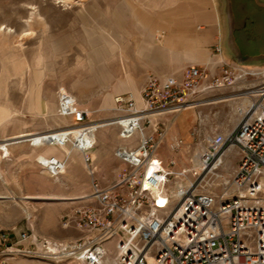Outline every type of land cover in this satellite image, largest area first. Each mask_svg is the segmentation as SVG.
Wrapping results in <instances>:
<instances>
[{
	"label": "built area",
	"instance_id": "1",
	"mask_svg": "<svg viewBox=\"0 0 264 264\" xmlns=\"http://www.w3.org/2000/svg\"><path fill=\"white\" fill-rule=\"evenodd\" d=\"M219 68L220 77L199 65H190L182 78L149 75L141 104L133 97L115 98L123 144L114 151L124 168L109 185L94 176L98 167L91 150L96 140L75 141L71 128L59 131L55 144H73L94 177L93 190L86 196L91 201L66 216L65 226H74L81 235L59 242L42 238V252L37 253L32 243L23 245L31 239L28 231L3 233L0 264L27 254L77 264H264V68ZM248 75L263 77L237 127L228 134L207 135L193 152L192 165L172 170L176 161L165 163L161 156V144L168 138L161 116L180 112L194 96ZM58 107L62 116L73 118L79 137L85 138L91 128L88 111L63 91ZM184 147L182 137H172L175 153ZM231 147L239 148V159L227 176L221 169ZM39 164L52 177L66 169V160L57 155ZM172 176L178 178L175 185H169ZM178 183L182 186L175 189ZM215 186L224 188L222 195L210 190Z\"/></svg>",
	"mask_w": 264,
	"mask_h": 264
},
{
	"label": "rangeland",
	"instance_id": "2",
	"mask_svg": "<svg viewBox=\"0 0 264 264\" xmlns=\"http://www.w3.org/2000/svg\"><path fill=\"white\" fill-rule=\"evenodd\" d=\"M179 1L75 0L74 4H68L64 0H0V109L9 112L8 118L0 123V143L14 135L62 130L73 124L71 116L64 117L59 113V91L62 88L88 111L87 121L99 123L118 117L121 112L117 109L103 106L105 97L123 95L136 100L132 91H118L115 87L120 80H128L129 75L142 93L149 76V64L155 62L159 55L165 57L169 54L162 43L165 36L163 30L169 29L170 24L178 19L176 10ZM181 3L185 1L181 0ZM201 3L204 7L211 4V0H201ZM125 5L130 7L129 12ZM83 7L94 8L100 14L94 21L108 20L123 37L122 45L103 63L96 60L98 46L91 43L85 30L88 22L79 15ZM139 22L147 29H142ZM149 30L155 31L153 43L156 55L153 54V58L140 53ZM112 32L113 29L109 27L102 30L97 28L102 39L111 37ZM57 42H65L66 47L57 50L54 46ZM121 54L123 57H120ZM103 67L114 75L113 80L106 83L97 80ZM250 69L256 68L250 66L246 70ZM217 72V77L223 75L221 69ZM262 77L243 76L232 84L225 83V86L194 96L192 100L200 104L191 110L183 109L161 116L168 125V138L160 148L165 163L175 160V166H171L175 171L188 168L192 165L193 152L201 147L207 135L228 134L235 129L243 111L248 109L254 98L251 91L256 90L254 87L259 85ZM248 92L251 94L245 95ZM177 119L184 134L179 137L185 141L186 147L175 153L171 149L173 136L170 131ZM100 130L107 132V137L95 144L96 150L104 153L97 160L99 168L94 176L97 181L109 185L124 166L115 156V151L108 154L106 149L115 147L123 140L119 136V124ZM73 147L70 143L69 150L73 151ZM44 149L45 146H34L30 141L9 146V155L0 149V194L16 197L0 199V235L8 233L15 236L28 231L31 239L23 245L32 243L37 253L42 252V238L59 242L81 235L74 226H65L66 216L72 209L91 201V197L83 200H24L22 197L89 196L94 179L90 167L77 149L73 168L52 177L36 160V155ZM238 152L239 148L236 147L227 151L222 174L229 176L237 168ZM177 179L172 176L169 185H175ZM210 190L219 195L224 192L220 186ZM10 264L77 263L27 254L12 259Z\"/></svg>",
	"mask_w": 264,
	"mask_h": 264
},
{
	"label": "crops",
	"instance_id": "3",
	"mask_svg": "<svg viewBox=\"0 0 264 264\" xmlns=\"http://www.w3.org/2000/svg\"><path fill=\"white\" fill-rule=\"evenodd\" d=\"M184 1L178 3V19L163 30L162 43L169 54L156 57L149 64L148 75L181 77L190 65L215 71L223 64L264 68V0H211L204 7L201 0ZM177 122L171 137L184 136ZM100 131L96 143L107 137V132ZM118 145L106 149L107 153H113ZM91 152L98 166L97 160L104 152L96 147Z\"/></svg>",
	"mask_w": 264,
	"mask_h": 264
},
{
	"label": "bare ground",
	"instance_id": "4",
	"mask_svg": "<svg viewBox=\"0 0 264 264\" xmlns=\"http://www.w3.org/2000/svg\"><path fill=\"white\" fill-rule=\"evenodd\" d=\"M65 3L67 2L68 4H74L75 0H64ZM126 10L129 12L130 7L128 5H125ZM79 15L85 19V21L88 22L87 26L85 27V30H87V33L89 34L91 38V43L93 45H97L98 47L96 48L95 51V58L98 61H101L103 63L104 59L108 58L109 56H112L113 53L115 52L116 49L122 45L121 43L123 42V37L119 33L118 29H116L111 22L108 20H99L98 22H95L94 20L99 16L100 14L95 11L94 8H85L83 7L81 11L79 12ZM139 25L142 27V29H147L144 24L139 22ZM107 27L113 29L112 36L111 37H103L101 38L100 35L97 33V28L106 29ZM155 37V31L149 30L148 32V38L147 41L144 42L143 48L140 51L142 55H145L146 57H151L153 58V54H155V47L153 43V39ZM101 38V39H100ZM103 40V43L99 45L100 41ZM65 42H57L54 44L56 46L57 50H62L66 46ZM157 49V48H156ZM168 53V51H166ZM156 55V54H155ZM176 57L180 56V53H174ZM120 57H123V54L120 55ZM114 79V75L107 69L102 68L100 74L97 77V80L101 81L102 83L109 82ZM116 90L118 91H132L133 96L136 98L137 102L139 104L142 103V95L141 91L138 89V86L136 84V81L134 78L129 75L128 80L122 81L120 80L116 84ZM63 92L65 91L63 88L61 89ZM253 92V90L251 91ZM251 92L246 93L245 95H250ZM115 98H113V95H107L103 101V106L108 109H113L116 108L115 105ZM200 103H195V102H190V104L185 108L186 111L193 109ZM193 112V111H191ZM9 116V112L0 109V123L6 120ZM118 118H107L105 120H102L101 122H92L90 130L85 134V138L79 137V132L80 128L74 124H70L68 127L64 129H69L71 128L73 130V137L75 141H82V140H89V141H94L97 139L96 136V131H98L100 128H105L108 126L115 125L117 123ZM62 129V130H64ZM60 130H54V131H48V132H39V133H24V134H19V135H14L11 137H8V139L4 140L2 143H0V149H3L6 154L9 155V146L13 144H18V143H24V141H30L34 146H45L44 151L39 152V154L36 155V160L38 163L40 161L45 162L46 159L50 158L51 156L57 155L61 160H66L65 164V170L64 172L67 171V168H73V164L75 162V155L74 153L76 152V148L73 147L72 149L69 150V146H62L59 147L55 144V140L53 139ZM101 130L100 132H102ZM75 149V151H74ZM78 150V149H77ZM180 186H182L180 183L177 184L174 188L177 189ZM86 196H73V197H66L63 195H40V196H35V195H25V197H22V199L26 200H71V199H76V200H83L85 199ZM16 199L14 195H1L0 194V199Z\"/></svg>",
	"mask_w": 264,
	"mask_h": 264
}]
</instances>
